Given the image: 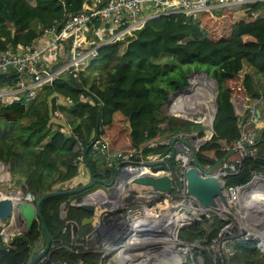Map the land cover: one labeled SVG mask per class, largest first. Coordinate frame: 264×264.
Listing matches in <instances>:
<instances>
[{
  "label": "trees",
  "instance_id": "16d2710c",
  "mask_svg": "<svg viewBox=\"0 0 264 264\" xmlns=\"http://www.w3.org/2000/svg\"><path fill=\"white\" fill-rule=\"evenodd\" d=\"M83 2L0 0V52L31 45L45 29L80 12ZM97 63L104 66L97 69ZM197 72L206 73L217 86L213 136L195 152L201 167H212L235 148L240 138V117L234 100L249 97L264 105V3L248 5L237 13L205 12L195 20L178 15L149 22L123 48H100L95 61L77 79H57L29 103L25 94L0 103V162L7 167L10 183L32 195L35 202L46 193L60 190L59 186L78 175L79 152L73 134L84 149L98 134L108 140L112 151L135 148L145 155L169 152L164 146L149 149L150 143L179 134L201 135V125L162 112L168 93L172 88L176 90L175 84ZM17 80L13 72L0 75V87L13 86ZM81 96L89 101L83 102ZM56 98L68 99L71 104L67 107L57 103ZM53 111L63 115L60 125L53 124ZM127 121L130 128L126 127ZM67 123L70 134L59 130ZM254 147L255 155L242 159L237 173L226 177V186H244L253 173H264V127ZM237 157L230 155L226 161ZM85 158L94 179L107 182L112 178V171L99 157H92L88 151ZM74 197L44 200L39 208L40 219L25 234L14 235L7 243L0 237V264H28L35 255L33 247L44 245L41 224L54 249L43 264H98L99 256L82 252L80 232L85 227L81 222L90 215L69 205ZM172 217L177 239L200 246L199 253L192 249V254L194 259L199 254L202 264H264V255L254 240L234 246L228 258L217 255L213 259L207 249L224 224L217 217L212 215L210 224L205 218L188 220L180 214ZM72 225L78 228L74 241Z\"/></svg>",
  "mask_w": 264,
  "mask_h": 264
},
{
  "label": "built area",
  "instance_id": "2783aa9c",
  "mask_svg": "<svg viewBox=\"0 0 264 264\" xmlns=\"http://www.w3.org/2000/svg\"><path fill=\"white\" fill-rule=\"evenodd\" d=\"M86 1L84 0L80 12L69 14L60 25L45 29L37 38L42 41L41 44L32 43L29 46H17L15 49L0 52V75H6L9 72L18 75L15 85L4 89L0 87L1 104L4 103V98L12 100L24 94L26 102L29 103L43 88L50 87L53 81L67 77L77 79L80 73L86 71L91 64L90 61L95 60L100 48L110 45L123 48L135 37L136 32L149 22L178 15L195 20L205 12L214 14L225 10L237 13L248 5L264 3V0H90L92 4L87 6ZM197 77L203 78V76ZM189 80L190 78L188 84ZM211 84L212 88L207 97L210 96L209 102L203 103L205 108L209 106V111L206 113L208 120L201 121L194 117L195 110L187 109L183 101L175 99V96L169 98L167 114L201 125L202 134L200 135L199 132L179 134L173 139H162L147 146L149 149L157 146L167 147L169 153L166 155H145L142 149L135 148L112 151L108 141L100 138L98 134L94 135L90 144L84 149L72 133V136L77 139L75 148L79 152L77 162L79 166L84 165L85 156L89 151L92 157H99L102 164L112 171L111 180L113 182L109 187H98L85 197L72 199L69 202L71 206L89 204L93 207V213L90 214L92 218L90 229L80 238L83 241L82 252L99 256L98 264H106L107 258L112 254L113 264L118 263L119 252L128 242L132 230H136L137 234H143L150 228H165L178 245L193 246L181 242L173 233L171 222H174L175 218L172 216L175 214L183 215L188 220L205 218L210 221V213L213 216L225 217L229 223L222 230V240L226 239L224 243L226 255L223 254L224 256L232 255L234 246L245 240L256 241V248L264 255V224L262 225L264 219L261 215L254 213L246 219L240 217L243 212H246L243 203L249 201L248 196L243 194L245 186L225 185L226 177L237 173L242 159L255 155V129L257 128L255 110L250 107L243 119L239 121L240 138L235 146L238 155L235 160L230 162L223 160L213 168L200 167L194 160V152L213 136L212 123L217 90L214 82ZM81 100L89 101L82 96ZM177 100L179 108L175 103ZM56 102L65 104L67 107L71 104L68 99L56 98ZM202 109L203 107L200 111ZM184 111L186 113L182 115ZM51 120L60 125L59 121L63 120V115L58 111H53ZM65 127L67 126L62 125L59 130L64 134H70L69 128L65 129ZM171 150L175 151L172 165L162 167L163 159L170 155ZM191 169L203 179L214 178L221 183L222 194L226 202L224 206L214 210L204 208L187 194L185 174ZM144 173L170 176L174 183L172 192L160 196H149L145 203L121 205V195L127 182ZM261 175L264 173H253L249 184L256 176ZM17 192L15 199L18 202L35 203V198L29 193ZM100 195L106 196L112 202L99 205L94 198ZM173 204L174 207H172ZM231 208L233 214L230 212ZM3 230L4 228L0 230V236ZM233 231L235 233L231 234ZM4 241L7 240L4 239ZM123 242L126 243L121 245ZM53 250L50 247L48 254L37 264H43ZM178 254L183 260V256ZM217 255L225 259L222 254L218 253L213 259ZM129 264H134V260Z\"/></svg>",
  "mask_w": 264,
  "mask_h": 264
},
{
  "label": "water",
  "instance_id": "95a60500",
  "mask_svg": "<svg viewBox=\"0 0 264 264\" xmlns=\"http://www.w3.org/2000/svg\"><path fill=\"white\" fill-rule=\"evenodd\" d=\"M91 4L92 1L90 0L86 1L87 6H90ZM94 61L95 60H91L90 63H93ZM201 74L204 78L208 79L206 73L202 72ZM191 76L192 74L187 75L183 77L182 81L177 82L175 84L177 91L169 92L168 93L169 96L171 95L175 96L179 89L185 88V86L188 84V78ZM211 80L215 82L214 79ZM215 86H216V82H215ZM216 90H217V86H216ZM168 104H169V99L167 100L166 106H168ZM215 111H216V103H215ZM126 127L130 128L129 121L126 122ZM192 138L195 139V137ZM236 153H237V149L233 148L222 159L217 161L212 166V168L218 165L223 160H226L230 155ZM174 154L175 151L171 150L170 155L164 159V162L169 163L173 159ZM193 155L196 164L200 166L196 161L195 152ZM86 165L89 171V179L85 184L64 191L59 190V191H52L46 193L42 195L34 204L25 201L18 202L15 199L18 192H12L9 195V197L7 196L0 197V228L2 229L4 225L8 224V227H6L3 230V232L7 233L10 226L14 225L21 227V229L19 230L20 231L19 234H23V233L25 234L30 229L32 224L40 219V213H39L40 205L44 200L48 198L63 196V195L77 196L80 194L82 195H80L79 197H85L88 194L85 192L90 191L95 185L107 188L110 186V184H112L113 180L109 181L108 183H105L104 181L94 179L91 174L88 163ZM185 178L187 182V194L193 197L201 207L214 210L216 208L225 205L226 202L222 194V186L217 179L214 178L203 179L200 176H198L196 171L193 169L188 170L186 172ZM248 184L249 183H247L244 186L246 187ZM173 187H174L173 180L167 174L152 175L149 173H144L127 182V184L123 189L120 203L123 206L132 205L138 202L145 203L148 200L149 196H160L161 194L171 193ZM76 207L86 212L89 215L93 213V207L89 204H80V205H76ZM91 223H92V218L91 216H89L82 220L81 227L88 226ZM41 228L45 239L44 245L42 249L29 260L28 264H37L38 261L41 260L50 251V247H51L50 236L43 224H41ZM77 231H78L77 226L72 225L71 232L73 235L72 236L73 241L77 236Z\"/></svg>",
  "mask_w": 264,
  "mask_h": 264
},
{
  "label": "rangeland",
  "instance_id": "374dc122",
  "mask_svg": "<svg viewBox=\"0 0 264 264\" xmlns=\"http://www.w3.org/2000/svg\"><path fill=\"white\" fill-rule=\"evenodd\" d=\"M97 64H99V65H97ZM97 64L95 65V66H97V69L98 68H102L104 66L103 64H100V63H97ZM244 70H245V68H244ZM201 73L200 72L191 73L192 76L190 77L189 84L186 85V88H181V89L178 90L177 94L175 95V97H176L175 99H178V100H181V101L186 100L185 103L183 102V104L186 106V108L189 109V110H191L193 108L195 110L194 112L196 114V115H194V117H197V119H200L202 121V120H206V119L208 120V118L206 116V113H207V111H209V106L205 108L204 104H206L205 103L206 101L209 102L210 96H209V98H207V97L210 94V91H211L210 88H212L211 82H213V81L210 78L207 79V78H204V77L203 78L197 77V76H202ZM193 74H196V75H193ZM171 91H175V88H172ZM194 92H196L195 96H193L194 95ZM172 97L173 96L171 95L170 98H172ZM194 99H197L198 102L197 101H194ZM246 99L247 98H245L243 100L241 99L240 101L234 100V102H233V104H234V106L236 108V111L239 113V115H241V116H239L240 117V121L243 119L242 117L245 115V113L248 111V109L250 107H252L253 109L256 107L255 105H252L253 103H256V101H253V100H250V99L249 100H246ZM10 100H11L10 98H4V103L10 102ZM178 100L175 101L177 107H178V104H179L178 103ZM188 100H191V101L189 102ZM246 103L249 106L246 105ZM202 107H203V109H202V111H200V109ZM258 108L260 110H262V107L261 106H258ZM196 109L198 111H196ZM166 111H167V109H166ZM162 112H163V115L166 116L165 106L162 108ZM185 113L186 112L184 111V113H182V115H185ZM68 123H70V120H68ZM68 123H67V127H65V129H68L69 128ZM53 124L54 125H57L55 122ZM263 126H264V123H261L259 129L262 130L263 129ZM0 165H1V167H0V171H1L0 172V197H3V196L9 197V195L12 192H15V191H19L21 193V191H20L19 188L18 189L14 188L13 185L10 183V174H9V172L7 170V167L5 165H3L2 163ZM65 185H66V183L65 184H62L61 186H59V189H66V186ZM261 192H264V190H262ZM250 198L251 197L248 196V200H250ZM261 199L264 202V197L261 198ZM110 202H112V201H110ZM172 207H174V204L172 205ZM245 211L248 212V210H246V209H245ZM230 212H231V214H233L232 208L230 209ZM250 212L251 213L249 214V216L252 215V213L262 215L261 214V211H258L257 208H256V210L253 209ZM211 216H212V214L210 213V218H209L210 219V222H208V224H210L212 222L211 221ZM216 217H218L219 220L223 221L224 224H223L222 228L219 231V234H218L219 236H218L217 240L214 242V244L212 246H210L209 249H207V251L209 250V254H210V256L212 258L215 257L214 255L216 253L222 254V256L226 255L225 254L226 245L224 244L226 242V239H223L222 240V237H223L222 230L224 229L225 225H227L229 223V220L228 219L225 220V217H222V218H224V220H223L220 217V215H218ZM262 218L264 219V216H262ZM214 226H216V225H214ZM171 229L172 228H170V230ZM18 232H20L19 231V227L14 228V229H11L9 231V234L6 235V237L10 238L11 237V234H16ZM162 232L165 233V243H159V244L156 243V246L158 247V249H165L168 253H176V254L180 253L183 256V260L181 261L180 264H202L201 259H200V255L198 254L196 256V259H194V256L192 254V249H197L198 250V253H199L200 246H198V244L192 243L193 246H189V247H185L183 245H178L177 242H175L172 239V237L170 235V232H168L165 228H163ZM234 233L235 232L233 231L231 234H234ZM125 243L126 242H123V243H121V245L122 244H125ZM143 244H145V243H143ZM222 245H225V246L222 247ZM42 247L43 246L41 245L40 250L42 249ZM161 255L163 256V253L162 252L153 251V255L151 256V258L149 260L150 261V264H155V263L156 264H163V263L168 264V262ZM229 256H231V255H229ZM229 256H227V258ZM156 257L159 258V260ZM141 258L142 257H138L137 259H135L134 260V263H137ZM113 259H114V256L112 254L111 256H109L107 258L106 264H113V262H112Z\"/></svg>",
  "mask_w": 264,
  "mask_h": 264
},
{
  "label": "bare ground",
  "instance_id": "6f19581e",
  "mask_svg": "<svg viewBox=\"0 0 264 264\" xmlns=\"http://www.w3.org/2000/svg\"><path fill=\"white\" fill-rule=\"evenodd\" d=\"M194 94H196V92H194ZM188 101L190 102L191 100ZM194 101L198 102L197 99H194ZM183 102L185 103L186 100H183ZM262 188H264V175L256 176L253 179L252 183L248 184L244 188L243 194H246L247 196L251 197L247 203H243L244 208L248 210L249 213L246 214V212H243L240 217L246 219L251 213L250 211L253 209L256 210V208L258 209V211H261V216H264V202L261 199L264 197V192H261ZM94 199L98 202L99 205H103L104 203H109V201H111L104 195L96 196ZM156 221L158 222L159 220ZM263 224L264 222L262 223V225ZM162 230L163 228H150L149 231L143 234H137L136 230H132V233L128 238V242L121 248L119 252L118 263L116 264H129L132 263V261L137 259L138 257L142 258L134 264H150L149 260L153 255V251L162 252L163 256H161L164 257L168 264H180L182 261V257L179 254L168 253L165 249H158V247L156 246V243H165V233L162 232ZM157 259L159 260V258Z\"/></svg>",
  "mask_w": 264,
  "mask_h": 264
},
{
  "label": "crops",
  "instance_id": "0c3cea01",
  "mask_svg": "<svg viewBox=\"0 0 264 264\" xmlns=\"http://www.w3.org/2000/svg\"><path fill=\"white\" fill-rule=\"evenodd\" d=\"M39 38V37H38ZM42 43V41L40 40V39H38V40H36L35 42H34V44H36V45H39V44H41ZM193 96H195V94L193 95ZM247 98V97H246ZM250 98L248 97L246 100H249ZM251 100V99H250ZM253 101H255V100H253ZM257 104V105H256ZM246 105H248L247 103H246ZM252 105H255L256 107L254 108V110H255V112H256V118H257V121H256V123H257V128H258V134H259V132L261 131V129H259L260 128V124L261 123H264V105L261 103V102H259V101H256V103H253ZM249 106V105H248ZM258 106H261L262 107V110H260L259 108H258ZM239 115V114H238ZM239 116H241V115H239ZM243 118V117H242ZM264 127V126H263ZM79 169H78V175L74 178V179H72V180H70V181H68V182H66V189H72V188H75V187H79V186H81V185H83V184H85L87 181H88V179H89V171H88V167H87V165L86 164H84V165H80L79 167H78ZM14 228H16V227H10L9 228V230H8V232L7 233H2L1 234V236H2V238L3 239H6V240H8V239H10L12 236H14V235H16V234H11V237L10 238H8V237H6V235H8L9 234V231L11 230V229H14ZM89 229H90V226L88 225L87 227L85 226V230H83V231H81L80 233L82 234V235H84V234H86L88 231H89ZM78 232V231H77ZM236 246V245H235ZM40 247H41V244L40 243H38V244H36L34 247H33V249H32V252L35 254H37L39 251H40ZM35 254V255H36ZM34 255V256H35ZM34 256H32V257H34Z\"/></svg>",
  "mask_w": 264,
  "mask_h": 264
},
{
  "label": "clouds",
  "instance_id": "9594fccd",
  "mask_svg": "<svg viewBox=\"0 0 264 264\" xmlns=\"http://www.w3.org/2000/svg\"><path fill=\"white\" fill-rule=\"evenodd\" d=\"M189 75H190V74H189ZM207 77H208V76H207ZM189 78H190V77H189ZM189 78H188V79H189ZM208 78H209V77H208ZM210 79H211V78H210ZM213 82H214V81H213ZM214 84H215V82H214ZM187 85H188V84H187ZM185 88H186V86H185ZM175 91H177V89H176ZM172 92H174V91H172ZM173 97H174V96H173ZM169 98H170V96H169V94H168V98H167V100H168ZM169 102H170V99H169ZM166 104H167V102H166ZM166 104H165V112H166V116H170V115L167 114V111H166L167 106H166ZM215 112H216V111H215ZM214 116H215V115H214ZM171 117H173V116H171ZM177 118H179V117H177ZM213 120H214V119H213ZM255 130H256L255 133H256V138H257V136H258V128H256ZM106 140H107V139H106ZM107 141H108V140H107ZM157 142H158V141H157ZM254 148H255V147H254ZM168 153H169V152H168ZM236 154H237V153H236ZM168 156H169V155H168ZM168 156H167V157H168ZM165 158H166V157H165ZM165 158H164V159H165ZM164 159H163V161H162L163 163L161 164L162 167H163V166H166V165H168V166H171V165H172V161H173V159L170 161L171 163H170V162H169V163H165V162H164ZM84 164H87V159H86V161H85ZM159 165H160V164H159ZM200 167H201V166H200ZM149 174H150V173H149ZM158 175H159V174H158ZM169 177H170V176H169ZM170 178H171V177H170ZM171 179H172V178H171ZM109 181H111V179H110ZM109 181H107V182H105V183H108ZM248 183H249V182H248ZM95 186H98V185H95ZM95 186H94V187H95ZM98 187H100V186H98ZM98 187H97V188H98ZM92 189H93V188H92ZM92 189H91V190H92ZM60 190H61V191H64V190H67V189H60ZM58 191H59V190H58ZM15 192H17V191H15ZM21 193H22V192H21ZM25 193H26V192H25ZM87 193L89 194V191H88ZM80 195H82V194H80ZM80 195H77V197H74L73 199H76V198H82V197H79ZM70 201H71V200H70ZM64 205H65V204H64ZM64 205H63V208H64ZM69 205H70V204H69ZM74 207H76V206H74ZM63 208L61 207V209H63ZM76 208H77V207H76ZM215 217H216V216H215ZM12 226H13V227H16V228L19 227V226H14V225H12ZM12 226H10V227H12ZM6 227H8V224L3 226L4 229H5ZM20 229H21V227H19V230H20ZM0 230H1V228H0ZM3 233H4V232H3ZM18 234H19V232H18L16 235H18ZM0 237L2 238V236H0ZM2 240L4 241L3 238H2ZM8 240H9V239H8ZM8 240H7L6 242H5V241H4V242L7 243ZM8 247H9V246H8Z\"/></svg>",
  "mask_w": 264,
  "mask_h": 264
}]
</instances>
